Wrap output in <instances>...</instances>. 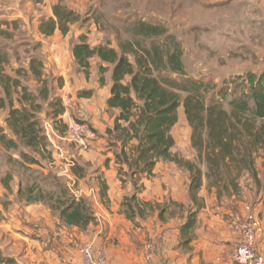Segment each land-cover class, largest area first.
<instances>
[{
	"label": "crops",
	"instance_id": "0c3cea01",
	"mask_svg": "<svg viewBox=\"0 0 264 264\" xmlns=\"http://www.w3.org/2000/svg\"><path fill=\"white\" fill-rule=\"evenodd\" d=\"M260 6L262 8L264 4ZM46 15L43 22L56 20L51 11ZM41 24L34 23L31 30L28 24L23 25L27 37L31 34L32 40L39 44L41 73L33 67L32 55L20 63L11 60L8 75L17 78L22 70L30 77L62 82L52 97H57L61 89L75 95L77 108L72 113L88 124L96 133V139L88 152L68 149L64 131L47 120L43 113L39 114V126L44 130L41 135L50 144L43 153L50 157V161L42 160L35 151L21 144L16 149L22 151L21 154L11 157L28 170L35 169L36 175L59 178L63 192L47 194L41 187L27 182L26 174L19 171L9 172V175L0 173L1 257L12 259L15 264H80V246L93 242L96 247L107 251V264H142L146 253L152 254L156 264H235L231 251L241 238L235 226L246 218H253L257 229L251 245L264 262V159L258 157L255 161V181L248 173L241 176L238 194L218 196L216 189L208 187L203 177L196 205L190 199V174L175 162H157L151 175L131 174L126 166H122L120 171L115 158L120 143L112 146L113 141L107 135V130L113 129L118 114L106 106L112 85V68L93 57L89 60L87 73L84 72L72 53L80 42L70 44L57 24L46 35L40 32ZM99 66L108 68L103 74V83L99 80ZM51 94L52 89L45 85L38 91V97L35 96V104L39 106L41 100L49 107L53 99ZM20 103L15 102L13 108L26 105L24 101ZM9 105L10 102L4 100L3 107H0L7 111L0 127L10 136L6 126ZM48 128L51 131L46 136ZM0 153L6 156L9 152L4 149ZM24 154L37 163L26 161ZM67 160L74 165L69 174L65 169ZM133 195L140 203L151 204V208L130 220L126 217L123 201ZM71 201L83 203L87 209L91 220L86 225L64 223L61 211ZM197 204L200 208L196 213L192 238L189 243H184L180 227ZM180 210L184 212L180 213Z\"/></svg>",
	"mask_w": 264,
	"mask_h": 264
},
{
	"label": "trees",
	"instance_id": "16d2710c",
	"mask_svg": "<svg viewBox=\"0 0 264 264\" xmlns=\"http://www.w3.org/2000/svg\"><path fill=\"white\" fill-rule=\"evenodd\" d=\"M53 11L57 21L49 19L40 26V32L46 35L54 30L56 24L62 29V22H67L70 15L65 10L63 13L58 5ZM137 31L142 38L165 34L163 28L142 22L138 23ZM62 32L65 31L62 29ZM141 41H123L117 48L109 45L90 47L81 37L80 44L72 50L76 64L86 73L93 57L112 68V85L106 106L118 114L113 129L107 130V135L113 141L112 146L120 143L119 152L115 154L120 171L122 166H126L131 174L151 175L157 162H175L190 174L189 193L195 205L203 177L208 187L216 189L218 196L238 194L241 176L248 173L255 181V160L257 157L264 159V72L232 77L208 100L209 85L184 76L178 46L168 52L163 46L165 40L158 45L156 43L160 40H153L147 47ZM6 58V53H0V87L5 99H9L10 89L20 87V83L4 74L2 64L7 62ZM98 71L100 83H103V74L108 68L99 66ZM229 89L233 91L232 98L225 107ZM27 93L21 88V98L26 105L13 108L10 103L6 119L7 129L17 140L7 136L0 127V144L6 149H17L21 144L43 153L46 151V139L41 135L35 117V110L40 107L35 104L36 97ZM5 99L0 97V107H3ZM180 107L191 130L190 143L198 164L181 163L171 152L175 146L171 130L178 122ZM61 113L62 108L54 112L53 123L58 122L56 119ZM23 157L32 164L37 163L26 154ZM123 205L130 220L151 208L149 203H140L136 195L124 198ZM199 208L200 204H197L180 227L184 243H189L192 238ZM61 217L68 225L84 226L91 220L83 203L73 201L61 211ZM0 264L15 262L0 255Z\"/></svg>",
	"mask_w": 264,
	"mask_h": 264
},
{
	"label": "rangeland",
	"instance_id": "374dc122",
	"mask_svg": "<svg viewBox=\"0 0 264 264\" xmlns=\"http://www.w3.org/2000/svg\"><path fill=\"white\" fill-rule=\"evenodd\" d=\"M262 3L264 4V0H0V53L7 54V62L2 65V70L9 76L11 60L15 59L20 63L33 55V67L41 73L39 44L32 40L31 34L27 37V30L23 25L28 24L31 30L34 23L45 20L49 11L54 16L53 8L58 5L63 13L70 12L68 21L62 22L65 32L58 27L60 33L67 36L70 44L80 42L82 37L90 47L109 45L111 48H117L120 42L134 40H143V46L147 47L151 45V41L158 39L160 42L156 43L157 45L166 41L163 46L168 52L178 46L184 76L208 84L209 100L230 78L264 72V7L260 6ZM56 21L57 19L54 22ZM141 22L159 26L165 30V34L161 37L142 38L137 31V25ZM130 60L133 61L132 56ZM21 72L18 73V79L13 78L20 83V87L10 89L9 99H5L0 87V97L13 102L15 106V102L21 104L20 102L24 101L20 95L21 88L29 91L27 94L38 97V91L46 85L52 89L53 99L49 107L38 99L40 109L35 110V117L40 123L38 116L43 113L47 120L54 122V112L62 107L59 95L52 96L56 94V88H60L62 82L51 78L30 77L24 71ZM232 92L231 89L227 91L225 107L232 98ZM6 112L0 109V122L5 120ZM178 112L181 119L171 130L175 141L171 152L181 163L198 164L196 152L190 143L191 130L182 107ZM58 122L52 124H56L58 129L65 133V127ZM40 130L44 132L43 129ZM4 133L6 134L5 129ZM46 146H50L48 141ZM65 147L76 150V147L67 141ZM4 149L9 153L6 156L0 153V173L9 175L12 171L22 172L26 174L27 182L41 187L45 193L62 194L63 187L59 178L36 175L35 169L28 170V167H23L20 161L11 157L19 154V149H6L0 144V152ZM35 153L42 160L50 161L46 153ZM182 212L184 211L180 210V213Z\"/></svg>",
	"mask_w": 264,
	"mask_h": 264
},
{
	"label": "built area",
	"instance_id": "2783aa9c",
	"mask_svg": "<svg viewBox=\"0 0 264 264\" xmlns=\"http://www.w3.org/2000/svg\"><path fill=\"white\" fill-rule=\"evenodd\" d=\"M62 113L57 120L65 127L66 140L74 145L80 152H88L92 143L96 139V133L84 121L76 118L73 111L77 108L75 95L67 90H62L59 94ZM51 129H46V136ZM66 173L74 166L71 160L65 164ZM235 229L240 232L241 238L233 246L231 259L236 264H264L256 255L251 240L256 235V222L253 218H246L240 221ZM80 264H107L108 253L104 248L96 247L93 242H85L80 246ZM142 264H156L151 253H146Z\"/></svg>",
	"mask_w": 264,
	"mask_h": 264
}]
</instances>
